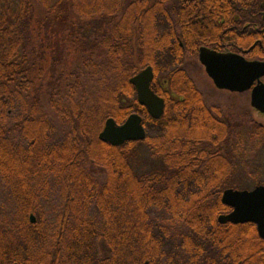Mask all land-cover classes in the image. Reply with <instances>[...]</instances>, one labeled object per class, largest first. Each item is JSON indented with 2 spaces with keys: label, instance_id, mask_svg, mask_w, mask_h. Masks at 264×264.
I'll return each instance as SVG.
<instances>
[{
  "label": "trees",
  "instance_id": "1",
  "mask_svg": "<svg viewBox=\"0 0 264 264\" xmlns=\"http://www.w3.org/2000/svg\"><path fill=\"white\" fill-rule=\"evenodd\" d=\"M164 1L0 0V188L16 204L14 213L0 212V264H264L254 225L219 224L226 209L218 200L190 197V187L177 184L180 163L214 165L195 166L196 178L210 171L224 177L223 163L229 180L215 189L239 190L235 162L243 151L234 150L231 135L224 151L180 147L179 111L161 88L192 84L184 61L196 53L174 37L176 10L164 9ZM260 2L245 0L246 16ZM53 27L75 50V65L43 99L32 75L41 76L44 53L31 46L41 29ZM148 66L151 89L165 98L159 119L138 104L129 83ZM131 114L142 118L143 141L112 146L98 139L106 119L122 124ZM254 127L246 138H257L262 129ZM137 146L167 166L139 172ZM53 199L57 209L45 211L42 202Z\"/></svg>",
  "mask_w": 264,
  "mask_h": 264
},
{
  "label": "flooded vegetation",
  "instance_id": "2",
  "mask_svg": "<svg viewBox=\"0 0 264 264\" xmlns=\"http://www.w3.org/2000/svg\"><path fill=\"white\" fill-rule=\"evenodd\" d=\"M253 1L256 4L257 0ZM244 5L245 0L237 2L233 0H165L163 2L164 9L175 8L176 10L178 29H176L174 37L177 40H184L188 47L195 50L196 65L199 64L200 67H198L202 69L208 80L204 85L198 83L195 81L194 75L193 77L191 75L193 72L184 68L186 72H190L187 74L192 79V84L179 82L176 92L171 91L168 84H164L161 88L164 96L174 101L176 103L175 110L178 108L177 111H179V115L175 118L179 145L180 147L187 146L192 152L210 153L226 150L225 147H229L231 142L229 140L230 135L235 138L234 145L236 148L234 150L245 151L247 139L244 122L248 111L247 105H249L251 122L262 129L257 132L259 135L255 139V143L260 142V140L264 141V124L259 122V120H264V114L252 108L250 104L252 90L257 86V82H254L250 89L241 92L218 89L208 78L198 59L199 49L205 47L218 54L240 56L249 62H264V3L260 2L258 9L253 13L248 11V16H246ZM179 45L182 47V43ZM260 82L264 85V77L260 78ZM197 96L202 100V108L196 104L195 98ZM160 98L164 102V113L165 98L162 96ZM199 121L200 123H198ZM207 121H212L215 124L209 125ZM231 126H233V131L229 129ZM211 127L212 129H210ZM193 137H202L205 140L185 139ZM206 139H210V141ZM199 165L213 167V164L208 163H180L179 166L185 168L178 173L177 184L184 187L189 186L190 188L184 191L190 190V194H187L190 197L195 196L204 200L216 199L222 204V194L228 188L221 191L220 188L215 189L214 186L215 184H225L229 180V169L221 163L224 177L215 178L213 171L209 172L210 177L208 178L193 177L200 174L194 169L195 166ZM161 166L165 167L167 164L161 163ZM259 185L264 184H256L248 191ZM215 196L217 197L215 198ZM222 205L226 211L219 213L217 219L220 215H227L232 211L230 207ZM252 225L256 229V225ZM258 238L260 237L258 236Z\"/></svg>",
  "mask_w": 264,
  "mask_h": 264
},
{
  "label": "water",
  "instance_id": "3",
  "mask_svg": "<svg viewBox=\"0 0 264 264\" xmlns=\"http://www.w3.org/2000/svg\"><path fill=\"white\" fill-rule=\"evenodd\" d=\"M198 59L218 89L241 92L257 82L252 90L250 104L264 114V85L260 82V78L264 77V62H249L240 56L218 54L205 47L199 49ZM153 78V70L148 66L131 77L129 83L136 90L138 104L146 109L152 119H159L163 114L164 102L151 89ZM145 137L142 118L137 114L129 115L122 124H117L112 118L106 119L98 135L100 141L112 146L143 141ZM221 202L232 211L220 215L217 219L219 224H255L258 236L264 240V185L256 186L251 191L227 189L222 194ZM29 218L30 223H35L33 215Z\"/></svg>",
  "mask_w": 264,
  "mask_h": 264
},
{
  "label": "rangeland",
  "instance_id": "4",
  "mask_svg": "<svg viewBox=\"0 0 264 264\" xmlns=\"http://www.w3.org/2000/svg\"><path fill=\"white\" fill-rule=\"evenodd\" d=\"M39 33L40 36H33L34 39H32L33 43L31 49H34V54L39 53L41 55L44 53L42 56L43 60L39 62V66L42 68V74L39 76L38 73L34 72L32 76L34 78V89L38 91V95L45 99L47 98L46 94L48 89L54 86L52 84L55 83L56 85L57 82H59L56 77L61 73L66 77L72 69V66L75 65V50L62 40V29H59L58 27H56V29L54 27L53 29L47 28L45 31L41 29ZM54 58H59V60ZM196 61V56L192 57L188 55L184 61V68L193 72L191 75L192 77L194 75L196 82L204 85L208 80L202 69L199 68V64V67L196 65ZM54 64H57L55 68L53 66ZM53 68L54 71L52 72L51 70ZM247 109L244 131L246 134H255V125L250 120L249 105H247ZM259 122L264 124V120H259ZM246 139V149L242 152L243 155L241 156V160L235 162L237 166L236 177H238L239 181V190H249L256 184H264V141L260 140V142L255 143L254 138ZM133 155L135 156L134 162L136 170L139 172L157 168L162 163L161 160H157L151 155V152L146 146L135 147ZM91 167L92 166H89L88 169ZM92 172L95 177L103 182L104 174L99 172L97 167H92ZM58 204L59 202L56 199L50 200L49 202H42L43 209L48 212L57 209ZM15 208L16 204L13 197L10 196L8 191H4L0 188V212H3V215L12 214L14 213Z\"/></svg>",
  "mask_w": 264,
  "mask_h": 264
}]
</instances>
